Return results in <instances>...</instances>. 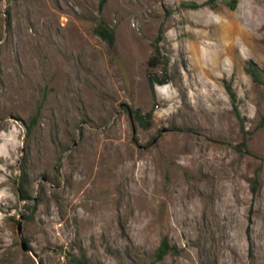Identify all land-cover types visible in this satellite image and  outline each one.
<instances>
[{
	"label": "rangeland",
	"instance_id": "1",
	"mask_svg": "<svg viewBox=\"0 0 264 264\" xmlns=\"http://www.w3.org/2000/svg\"><path fill=\"white\" fill-rule=\"evenodd\" d=\"M101 2L0 0V264H264V0Z\"/></svg>",
	"mask_w": 264,
	"mask_h": 264
},
{
	"label": "trees",
	"instance_id": "2",
	"mask_svg": "<svg viewBox=\"0 0 264 264\" xmlns=\"http://www.w3.org/2000/svg\"><path fill=\"white\" fill-rule=\"evenodd\" d=\"M213 1V0H212ZM108 2V0H102L101 2V9L103 6ZM209 3H207L208 5ZM186 7L192 8V9H198L201 8L203 5H199L196 3H188L185 5ZM235 8V5L232 6ZM95 33L101 37L105 42H107L109 45L114 46L116 43V34L113 28L108 26L105 21L101 20L98 22ZM149 65L153 69H161L162 75H158L157 73H149V83L151 86L152 91L155 93L156 86L158 85H165L169 82L168 78V69H167V63L163 62L161 59L159 47L157 44L155 45V54L154 57L149 61ZM248 73L252 76L254 82L261 84L264 86V70H260L256 67H249ZM136 120L139 122V124L145 128L148 129L151 127V119L153 117V113L150 112L146 115L142 114L139 110L134 112ZM37 121V117H35L31 124L35 123ZM29 131L32 130V125H29L28 127ZM245 146V144H243ZM259 190V184L256 180L253 186V192L254 194H257ZM174 250V247H172L168 241L167 238H164L161 246L157 250L155 254V258L157 261L163 260L168 254H170ZM71 264H91L87 259L85 258H71Z\"/></svg>",
	"mask_w": 264,
	"mask_h": 264
},
{
	"label": "water",
	"instance_id": "3",
	"mask_svg": "<svg viewBox=\"0 0 264 264\" xmlns=\"http://www.w3.org/2000/svg\"><path fill=\"white\" fill-rule=\"evenodd\" d=\"M21 231H22V225L20 224V225H19V232L21 233ZM24 250H25V251H28L26 247H24Z\"/></svg>",
	"mask_w": 264,
	"mask_h": 264
}]
</instances>
